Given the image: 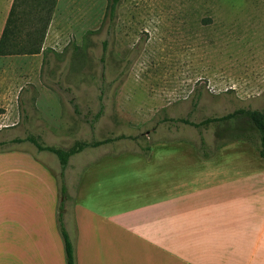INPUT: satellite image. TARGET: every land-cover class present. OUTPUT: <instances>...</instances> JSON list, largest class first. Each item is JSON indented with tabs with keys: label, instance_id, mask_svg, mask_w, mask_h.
<instances>
[{
	"label": "rangeland",
	"instance_id": "1",
	"mask_svg": "<svg viewBox=\"0 0 264 264\" xmlns=\"http://www.w3.org/2000/svg\"><path fill=\"white\" fill-rule=\"evenodd\" d=\"M107 2L56 0L39 53L0 56V206L19 208V220H32V208L39 221L55 216L61 168L54 154L14 138L67 148L125 135L69 158L63 211L107 186L113 215L124 214L114 218L130 228L178 181L192 187L195 159L241 149L226 160L264 161L243 119L200 128L175 120L264 106V0H119L112 22ZM111 237L115 254L119 240L127 255L113 264H169L133 232L114 228Z\"/></svg>",
	"mask_w": 264,
	"mask_h": 264
},
{
	"label": "crops",
	"instance_id": "2",
	"mask_svg": "<svg viewBox=\"0 0 264 264\" xmlns=\"http://www.w3.org/2000/svg\"><path fill=\"white\" fill-rule=\"evenodd\" d=\"M11 3L6 1L0 33ZM240 150L195 159L192 187L183 190L178 181L174 196L140 208L147 216L138 228L114 218L124 214L113 215L112 188L94 192L90 204L74 199L62 220L75 264L124 261V243L117 241L118 254L113 249L114 228L133 232L156 249L155 260L163 257L169 264H264V161L226 160ZM245 156L256 159L253 154ZM19 210L0 206V264H66L58 209L46 222L37 219L38 208L31 209L32 220H19Z\"/></svg>",
	"mask_w": 264,
	"mask_h": 264
},
{
	"label": "trees",
	"instance_id": "3",
	"mask_svg": "<svg viewBox=\"0 0 264 264\" xmlns=\"http://www.w3.org/2000/svg\"><path fill=\"white\" fill-rule=\"evenodd\" d=\"M56 0H12L10 9L0 33V56L37 54L40 51L41 43L44 38L50 14ZM119 0H108L106 18L112 22L115 16L116 6ZM28 9H25V7ZM36 14L35 21L30 22V17ZM29 19V21H27ZM28 23V30L21 35V26ZM106 43L105 41L103 42ZM104 106L101 104L98 111L93 115L92 121L98 120L103 112ZM76 112H78L76 110ZM243 119L251 124L258 132L260 139L259 156L264 160V106L261 109L240 107L222 116L207 117L200 122H192L186 118H178L176 121L192 125L196 128L206 127L210 123L224 122L227 120ZM166 120H174L167 119ZM126 138L125 135H119L115 138L93 139V140H76L69 147L61 148L51 145H43L35 136L28 135L25 138H14L12 142L20 143L28 141L32 143L38 151H47L57 158L60 165L59 193L60 203L58 206L57 224L61 233L66 264H75L73 247L65 231L62 211L63 204L67 198V191L64 184V170L67 167L69 158L86 148H95L100 145L113 141L114 139Z\"/></svg>",
	"mask_w": 264,
	"mask_h": 264
}]
</instances>
